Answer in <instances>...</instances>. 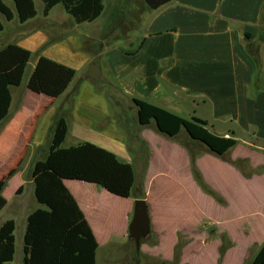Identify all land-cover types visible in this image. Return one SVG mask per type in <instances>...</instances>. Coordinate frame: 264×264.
Listing matches in <instances>:
<instances>
[{"label":"crops","instance_id":"1","mask_svg":"<svg viewBox=\"0 0 264 264\" xmlns=\"http://www.w3.org/2000/svg\"><path fill=\"white\" fill-rule=\"evenodd\" d=\"M130 1L123 0L122 6L129 4ZM112 3L115 4L116 0H103L101 15L111 7ZM10 7L13 9L12 6ZM119 9L121 10L118 18L106 27L119 29L128 14H133L135 28L138 29L137 34L126 36L122 42H116L118 36L112 35V32L108 33L109 35L103 32L96 40L102 45L101 61L105 66L104 72L112 81L110 85L121 87L127 92L128 110L136 112L132 102V99L136 98L184 118L195 116L205 120L215 134L231 137L236 144L239 143V139L244 143L241 149L236 148L237 151L230 155L232 160L247 158L251 167L257 169L261 165L260 169L264 170V0H169L157 9L149 8L143 0H133L129 8L131 13L124 7ZM112 12L113 7L110 10L111 15ZM113 24L115 25L112 26ZM14 40L13 44L22 47L19 41ZM45 40L46 38L43 42ZM47 43H50L49 38L45 44ZM58 55L41 54L36 59L43 56L74 68V77L62 95L52 99L35 94L26 88L27 79L36 60L32 63L25 80V88L21 89L26 96L35 97L37 101H31L30 98L23 99L21 91L17 90L19 87L10 88L11 102L8 113L0 121V180L5 182L1 195L6 200L1 211L8 205L4 191L13 182L15 183L13 195L20 196L23 193L25 183L22 176L26 172L30 175L26 184L31 186L33 193L32 168L35 162L46 157L56 120L60 117L65 120L66 111L68 115L72 116L73 113L76 116L74 112L80 107L79 104L73 108L72 103L81 100L79 96L83 86H81L82 81L77 84V80H85L87 75L83 74V67L88 61L81 64L70 58L63 61ZM112 89L116 93L115 88ZM113 99L117 102L112 95L111 100ZM111 107V114L102 112L101 116L96 114L97 116L91 118L102 123L105 128L111 127L110 131L114 128L115 132L106 133L111 140H114L112 136H118L119 126L117 129L118 118L113 112V105ZM97 117L99 120L96 119ZM80 121L87 123V120ZM65 122L67 132L61 146L67 148L74 145L65 142L71 126L66 120ZM135 129L136 127L134 133L120 130L121 135H119L124 142L122 146L103 149L113 153L121 162L132 164L136 170L133 159L140 158L144 151L140 140L147 145L150 160L154 154V147ZM79 143L83 142L79 141L77 144ZM156 145L161 150L169 148L164 144ZM235 147L236 145L233 148ZM234 172V175L232 174L234 178L251 179L254 176L239 175L236 169ZM144 179L145 173L143 189ZM63 182L83 213L98 248L104 234L103 230L110 229L107 216L113 212L111 208L101 204L99 199L111 201L116 196L93 183L78 180ZM139 185L138 175L136 178L134 176L130 196L120 198L125 201L121 216L124 220L123 232L126 234L129 216L133 212V201L136 199L137 190L140 189ZM19 188L21 191L17 193ZM214 205L223 210L230 203L226 202V205L214 203ZM38 208L43 206L36 202L30 212H24L23 235L28 214ZM14 210L17 211V206ZM220 222L215 219L208 223L217 224L218 231H222ZM261 229L260 245L264 242V221ZM110 233L108 230V237ZM23 235L18 241L14 236L12 264L22 263ZM239 243L238 240L234 249H238ZM17 253L18 260H16ZM96 255L97 252L95 260Z\"/></svg>","mask_w":264,"mask_h":264},{"label":"rangeland","instance_id":"2","mask_svg":"<svg viewBox=\"0 0 264 264\" xmlns=\"http://www.w3.org/2000/svg\"><path fill=\"white\" fill-rule=\"evenodd\" d=\"M32 1L36 16L23 24L15 16L10 22L0 16L4 26L0 32V49L13 43L15 39L14 41H19L30 52L22 83L17 89L21 91L23 99L30 98L21 88H25V80L38 55L59 54L58 57L63 61L70 58L80 64L87 60V65L83 67L84 72L82 71L87 76L85 80H77V84L82 81L83 88L79 96L81 100L72 103L73 108L79 104L80 107L74 112L76 116L73 113L72 116L68 115L67 111L64 113L65 120L71 124L66 144L75 145L80 141L113 149L124 144L119 133L121 129L134 133L136 127L135 131L154 147L150 160L148 147L140 140L144 151L140 158L133 159L136 170L131 164L134 176L136 178L138 175L140 182V189L135 197H143L148 206L150 235L136 249L134 242L123 232L124 220L121 213L125 201L117 197L111 201L99 199L101 204L111 208L113 212L107 216L110 225L108 230L111 233L108 237V230H103L104 234L96 250V264H252L254 254L260 247L259 238L264 221V170L260 169L261 165L257 169L251 167L247 158H230L237 151L236 148L241 149L244 145L241 139L225 155L224 159L229 160L227 161L191 142L183 131L169 139L158 134L152 124L140 127L136 122L135 110L127 108V92L121 87L110 85V76L104 72L105 66L100 55L102 45L96 39L103 32H112V35L119 37L116 42H122L126 36L137 34L133 14H128L119 29L106 27L118 18L121 10L119 8L124 7L130 12L133 0L123 6V0H116L111 5L112 15L111 7L107 8L103 15L88 24H75L61 5L52 8L44 17L42 2ZM7 3L12 6L10 2ZM48 38L50 43L45 44ZM112 88H115L116 93ZM112 95L117 102L111 100ZM30 99L37 101L35 97ZM111 105L118 118L117 129L119 126L118 136H112L114 140L106 135L113 132L114 128L110 131L111 127L105 128L102 123L91 118L101 116L102 112L111 114ZM81 119L87 120V123H81ZM114 125L113 123L112 126ZM156 144L168 145L169 148L161 150ZM234 169L239 175L254 176L251 179L234 178ZM28 175L26 172L22 176L25 184L20 196L13 195L14 182L4 191L8 205L0 212V224L4 220L14 222V236L17 241L23 235L24 212H30L36 204L31 186L26 184ZM226 202L230 205L223 210L214 205H226ZM16 206L17 211L14 210ZM131 217L132 214L129 222ZM215 219L221 221L222 231H218L217 224L208 223ZM105 225L107 226V221ZM237 239L240 243L236 250L234 248Z\"/></svg>","mask_w":264,"mask_h":264},{"label":"trees","instance_id":"3","mask_svg":"<svg viewBox=\"0 0 264 264\" xmlns=\"http://www.w3.org/2000/svg\"><path fill=\"white\" fill-rule=\"evenodd\" d=\"M42 14L61 5L75 24L91 23L103 11V0H40ZM151 9L169 0H143ZM10 2L13 9L7 4ZM14 11V12H13ZM15 13V14H14ZM16 15L20 24L35 17L32 0H0V16L9 22ZM3 24L0 20V32ZM30 58V52L9 43L0 49V121L11 102L10 88L20 86ZM74 70L53 60L39 56L30 73L26 88L49 98L63 94L74 77ZM140 127L152 124L156 132L169 139L181 131L193 143L223 160L236 145L231 137L215 134L205 120L195 116L184 118L149 102L132 99ZM67 132L66 122L58 118L52 130L48 153L35 162L31 172L33 195L43 206L28 214L23 235L21 264H96V239L76 201L64 185V180L93 183L111 195L128 198L134 183L130 164L121 162L111 152L83 142L62 147ZM5 182L0 180V211L6 200L2 197ZM21 188L17 190L20 193ZM143 199V197H136ZM12 220L0 225V264H12L14 256ZM252 264H264V242L255 252Z\"/></svg>","mask_w":264,"mask_h":264},{"label":"water","instance_id":"4","mask_svg":"<svg viewBox=\"0 0 264 264\" xmlns=\"http://www.w3.org/2000/svg\"><path fill=\"white\" fill-rule=\"evenodd\" d=\"M151 232V222L147 203L144 199L133 201V212L130 222L127 225V238L134 242L138 249L140 242L146 239Z\"/></svg>","mask_w":264,"mask_h":264}]
</instances>
